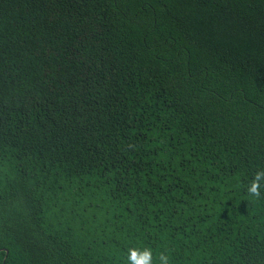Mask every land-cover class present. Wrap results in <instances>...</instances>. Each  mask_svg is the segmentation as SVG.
Here are the masks:
<instances>
[{"label":"trees","instance_id":"obj_1","mask_svg":"<svg viewBox=\"0 0 264 264\" xmlns=\"http://www.w3.org/2000/svg\"><path fill=\"white\" fill-rule=\"evenodd\" d=\"M259 169L264 0H0V264H264Z\"/></svg>","mask_w":264,"mask_h":264},{"label":"clouds","instance_id":"obj_2","mask_svg":"<svg viewBox=\"0 0 264 264\" xmlns=\"http://www.w3.org/2000/svg\"><path fill=\"white\" fill-rule=\"evenodd\" d=\"M264 183V169H259L254 173V178L245 185V191L250 199H262L264 193L261 192ZM128 264H153V250L150 247L129 248L127 254ZM169 256L161 252L158 256L159 264H169Z\"/></svg>","mask_w":264,"mask_h":264}]
</instances>
